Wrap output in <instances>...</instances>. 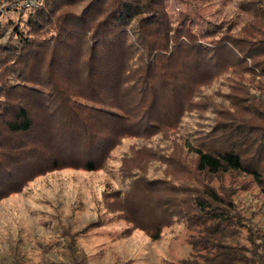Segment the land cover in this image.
<instances>
[{
    "label": "trees",
    "instance_id": "obj_1",
    "mask_svg": "<svg viewBox=\"0 0 264 264\" xmlns=\"http://www.w3.org/2000/svg\"><path fill=\"white\" fill-rule=\"evenodd\" d=\"M248 2L256 29L218 39L187 16L174 27L165 0H44L19 12L0 43V198L52 170L102 168L119 137L175 127L196 88L226 65L252 60L246 69L264 76V0ZM249 99L257 123L233 116L185 141L194 158L178 163L184 176L139 175L122 194L124 219L154 240L184 222L201 235L191 243L206 250L205 264L237 257L227 242L235 203L206 176L242 172L264 194V103Z\"/></svg>",
    "mask_w": 264,
    "mask_h": 264
},
{
    "label": "rangeland",
    "instance_id": "obj_2",
    "mask_svg": "<svg viewBox=\"0 0 264 264\" xmlns=\"http://www.w3.org/2000/svg\"><path fill=\"white\" fill-rule=\"evenodd\" d=\"M24 1L0 0V22L5 27L0 43L9 41L11 20L19 22V12L27 9L17 8ZM34 1L38 6L44 0ZM165 1L174 27L187 16L198 33L217 30L215 39L229 29L236 35L256 29L257 20L247 11L249 0ZM252 63L226 65L206 78L175 127L117 138L102 168L52 170L0 198V264H205L206 250L195 249L191 243L200 240L199 233L175 221L154 240L124 219L121 197L139 175L151 179L172 175V181L182 178L178 163L191 164L194 158L185 141L195 143L196 137L206 135L218 123L229 125L233 116L257 123L259 119L246 110L250 96L264 103V76L246 69ZM206 179L226 190L237 210L239 224L231 229L227 242L240 254L222 264H264V194L259 186L242 172Z\"/></svg>",
    "mask_w": 264,
    "mask_h": 264
},
{
    "label": "built area",
    "instance_id": "obj_3",
    "mask_svg": "<svg viewBox=\"0 0 264 264\" xmlns=\"http://www.w3.org/2000/svg\"><path fill=\"white\" fill-rule=\"evenodd\" d=\"M34 3H35L34 0H25L24 3L19 4V5L17 6V8H22V7H26V8H28V7L33 6Z\"/></svg>",
    "mask_w": 264,
    "mask_h": 264
}]
</instances>
